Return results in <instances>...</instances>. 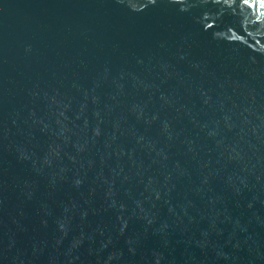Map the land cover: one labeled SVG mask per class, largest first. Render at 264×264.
Masks as SVG:
<instances>
[{
  "label": "water",
  "instance_id": "1",
  "mask_svg": "<svg viewBox=\"0 0 264 264\" xmlns=\"http://www.w3.org/2000/svg\"><path fill=\"white\" fill-rule=\"evenodd\" d=\"M0 264H264V0H0Z\"/></svg>",
  "mask_w": 264,
  "mask_h": 264
}]
</instances>
